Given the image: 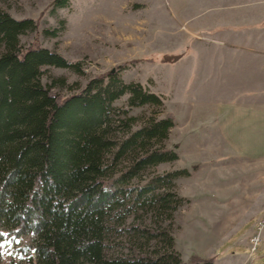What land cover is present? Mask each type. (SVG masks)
<instances>
[{"label":"trees","instance_id":"trees-1","mask_svg":"<svg viewBox=\"0 0 264 264\" xmlns=\"http://www.w3.org/2000/svg\"><path fill=\"white\" fill-rule=\"evenodd\" d=\"M66 3L52 0L50 6ZM36 28L33 18H14L0 8L2 235L13 238L30 232L28 264H180L178 251L141 250L129 239L128 253L109 254L107 241L118 196L137 200L141 192L189 174L179 168L154 176L134 194L133 187L126 185L145 167L177 158L175 150L162 146L174 125L173 113L147 117L135 128L131 127L135 116L115 119L133 106L163 105L160 94L138 81L120 78L119 71L135 65L138 58L93 75L76 92L61 96L51 91L41 81L45 66L78 67L36 41L19 42L21 34ZM42 32L56 34L57 30ZM179 57L165 52L145 60L171 63ZM123 95H127V107L113 106ZM121 125L123 134L117 136L115 130ZM124 157L128 164L116 176L109 175V168ZM170 197L167 192L160 195L157 207L168 208ZM136 229L120 231L130 236L136 231L146 242L155 238L171 248L173 239L165 231ZM213 260V256L192 255L187 264H212Z\"/></svg>","mask_w":264,"mask_h":264},{"label":"rangeland","instance_id":"rangeland-1","mask_svg":"<svg viewBox=\"0 0 264 264\" xmlns=\"http://www.w3.org/2000/svg\"><path fill=\"white\" fill-rule=\"evenodd\" d=\"M51 1L0 0V8L12 17H31L37 24L35 30L19 36L20 43L36 41L77 64L76 70L45 66L41 81L49 84L51 91L65 96L81 89L93 75L105 73L123 61L140 59L119 71V76L160 94L163 105L133 106L115 119L135 116L131 126L135 128L147 117H161L165 111H172L176 120L162 146L175 150L177 158L145 167L126 185L133 187L134 194L154 176L179 168L189 171L152 191L141 192L137 200L118 196L113 201L118 203L116 215L111 218L108 253H128L127 245L131 243L146 251H178L180 264H187L192 255L213 256L212 264L242 261L249 253L248 238L254 223L264 210V167L244 163L224 147L211 125L208 110L189 116L196 108L193 101L185 105L187 91L174 84L169 63L145 60L171 48L184 47L187 32L177 27L180 12L174 10L172 20L171 1L180 4L185 0H67L64 6H50ZM43 29L57 32L48 34ZM126 97L114 100L112 105L126 108ZM120 127L115 130L117 136L123 134L120 130L124 127ZM127 162L124 157L107 173L116 176ZM166 192L171 196L168 208L160 209L158 197ZM132 226L135 230L165 231L173 239L171 248L155 238L146 242L135 230L129 231H135L131 236L126 230L120 231ZM2 231L0 224V264H28L30 232L11 238ZM250 257L247 264H264V230Z\"/></svg>","mask_w":264,"mask_h":264},{"label":"crops","instance_id":"crops-1","mask_svg":"<svg viewBox=\"0 0 264 264\" xmlns=\"http://www.w3.org/2000/svg\"><path fill=\"white\" fill-rule=\"evenodd\" d=\"M174 10L187 39L169 51L180 55L170 73L187 91L185 105L193 101L189 116L208 110L224 147L264 167V0L171 1L172 20ZM247 255L234 264L250 262Z\"/></svg>","mask_w":264,"mask_h":264},{"label":"built area","instance_id":"built-area-1","mask_svg":"<svg viewBox=\"0 0 264 264\" xmlns=\"http://www.w3.org/2000/svg\"><path fill=\"white\" fill-rule=\"evenodd\" d=\"M253 228L254 231L248 238L249 255H252V252H254L257 249L258 245L261 242V234L264 230V210L256 219Z\"/></svg>","mask_w":264,"mask_h":264},{"label":"water","instance_id":"water-1","mask_svg":"<svg viewBox=\"0 0 264 264\" xmlns=\"http://www.w3.org/2000/svg\"><path fill=\"white\" fill-rule=\"evenodd\" d=\"M114 70V68H111V71H113Z\"/></svg>","mask_w":264,"mask_h":264}]
</instances>
